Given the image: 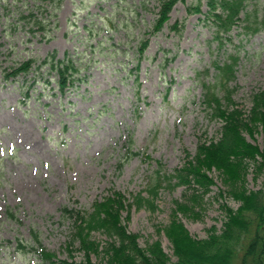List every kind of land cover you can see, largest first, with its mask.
Here are the masks:
<instances>
[{
    "label": "rangeland",
    "instance_id": "1",
    "mask_svg": "<svg viewBox=\"0 0 264 264\" xmlns=\"http://www.w3.org/2000/svg\"><path fill=\"white\" fill-rule=\"evenodd\" d=\"M198 4L202 12L189 10ZM159 5L160 0H61L53 10L38 0H0V264H42L31 250L34 234L62 258L70 256L66 246L72 241L73 256L82 259L74 218L64 207L90 209L112 190L132 201L148 186L158 161L173 172L187 150L195 152L200 136H218L222 123L205 109L198 78L209 69L206 80H213L215 59L238 55L234 97L244 109L252 106L251 93L264 88V31L245 36L235 27L231 41L221 44L205 18L207 0H179L164 28L151 33ZM248 7L263 9L264 0H251ZM33 9L45 19V29L21 17ZM177 21L184 24L181 32L172 28ZM67 52L81 70L63 91L55 71L39 65ZM30 58L36 62L27 75L6 79ZM247 137L264 147L262 130ZM130 139L138 155L126 153ZM210 175L216 184L201 205L180 214L198 238L212 226L222 230L224 204L240 205L220 193L226 186L219 171ZM248 186L263 187L264 174L254 178L251 169ZM185 192V186L164 187L157 209L134 207L129 219L123 212L142 247L159 240L177 259L159 228L170 223L174 201L185 200ZM93 238L108 239L99 231ZM19 241L25 250L18 249ZM93 260L102 262L96 254Z\"/></svg>",
    "mask_w": 264,
    "mask_h": 264
},
{
    "label": "trees",
    "instance_id": "2",
    "mask_svg": "<svg viewBox=\"0 0 264 264\" xmlns=\"http://www.w3.org/2000/svg\"><path fill=\"white\" fill-rule=\"evenodd\" d=\"M38 1L41 4H53V10L61 3V0ZM178 1L160 0L151 33L164 28ZM250 1L207 0L205 18L214 27V38L219 43L231 41L235 27L241 26L245 36L264 31V8L249 9ZM200 4L190 5L189 10L202 12ZM21 17L34 18L35 24L45 29V19L40 18L34 9L29 15L21 14ZM183 27L184 24L179 21L172 25L177 32H181ZM148 43L149 38L141 43L138 51L141 56ZM35 62V58L24 61L9 70L5 74L6 79L18 74L27 75ZM212 64L216 70L213 80H206L209 69L206 74H199L198 78L203 87L202 103L205 109L213 119L222 123L219 135L210 138L200 136L195 152L187 150L183 163L173 172H169L158 161L148 186L133 195L132 201L124 192L112 190L102 199L96 200L90 209L64 207V211L74 218L75 238L80 242L79 249L84 256L80 260L73 256V242L70 241L66 246L70 256L62 258L42 245L37 234H34L36 240L31 250L37 252L42 264H264V186L258 189L248 186L251 169L254 178L264 174V147L247 137V134L254 137L260 130L264 134V88L251 93L252 106L246 110L234 97L236 88L233 81L236 79L238 55L231 54L223 61L215 59ZM39 66H47L49 71H55L57 83L63 91L75 83L76 74L81 70L78 59L69 52L63 58L53 53ZM132 146L133 141L130 139L126 153L138 155ZM214 169L219 171L226 186L220 193H228L240 205L233 208L224 204L226 219L222 230L212 226L206 237L198 238L191 234L180 214L194 213L195 208L201 205L203 196L216 184L210 175ZM177 185L185 186V200L174 201L170 223L159 228V231H165L173 244L177 259L172 260L159 240L146 248L142 247L139 243L140 235L130 231L124 223L123 212L127 211L126 218L129 219L134 207L155 210L161 190ZM146 191L147 195L144 194ZM9 215L15 216L11 211ZM96 231L107 235L105 243L93 238ZM23 242L19 241L18 249L27 248ZM93 254L101 256L102 262L96 263Z\"/></svg>",
    "mask_w": 264,
    "mask_h": 264
}]
</instances>
